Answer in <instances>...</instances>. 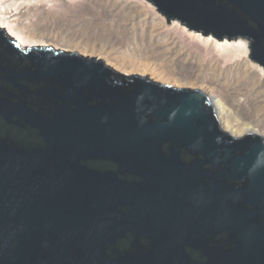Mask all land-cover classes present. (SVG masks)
<instances>
[{"label":"water","instance_id":"1","mask_svg":"<svg viewBox=\"0 0 264 264\" xmlns=\"http://www.w3.org/2000/svg\"><path fill=\"white\" fill-rule=\"evenodd\" d=\"M150 1L264 67V0ZM0 264H264V136L0 27Z\"/></svg>","mask_w":264,"mask_h":264},{"label":"rangeland","instance_id":"2","mask_svg":"<svg viewBox=\"0 0 264 264\" xmlns=\"http://www.w3.org/2000/svg\"><path fill=\"white\" fill-rule=\"evenodd\" d=\"M1 1L0 26L23 46L78 52L121 74L200 89L220 99L235 128L264 136V67L249 57L247 40L224 48L228 39L168 21L150 0Z\"/></svg>","mask_w":264,"mask_h":264},{"label":"bare ground","instance_id":"3","mask_svg":"<svg viewBox=\"0 0 264 264\" xmlns=\"http://www.w3.org/2000/svg\"><path fill=\"white\" fill-rule=\"evenodd\" d=\"M2 1L0 0V3ZM1 23V22H0ZM1 27V26H0ZM3 28V27H1ZM5 29V28H4ZM6 30V29H5ZM7 31V30H6ZM8 32V31H7ZM8 34L10 36H12L9 32ZM203 34V33H202ZM18 35V39L21 41L22 37H20L19 34ZM204 35V34H203ZM205 36H209V35H205ZM14 37V36H13ZM15 38V37H14ZM216 38V37H215ZM16 39V38H15ZM218 39V38H217ZM241 39V38H239ZM16 39V41L20 44L21 42ZM224 40V39H222ZM229 40V39H228ZM225 40L223 43V47L224 48H229V45H232L233 43H229L231 40ZM237 39H234V41ZM221 42V41H220ZM23 46V45H22ZM32 46H38V45H32ZM212 105L214 106L215 110H216V114L219 118V121L222 125V127L224 128V130L228 131L229 133H231L233 136L235 137H241L243 135H246L248 133H258L255 129H251L249 127H243L241 129L235 128L233 125L230 124V121L228 119V114H231L230 112H228L225 107L223 106L222 102L220 101V99H216L215 97H212V95H209ZM226 110V111H225Z\"/></svg>","mask_w":264,"mask_h":264},{"label":"flooded vegetation","instance_id":"4","mask_svg":"<svg viewBox=\"0 0 264 264\" xmlns=\"http://www.w3.org/2000/svg\"><path fill=\"white\" fill-rule=\"evenodd\" d=\"M189 250H192L191 248H189ZM194 251V250H193Z\"/></svg>","mask_w":264,"mask_h":264}]
</instances>
